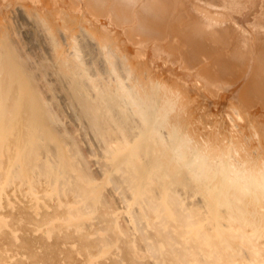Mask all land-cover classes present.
I'll return each instance as SVG.
<instances>
[{
	"label": "bare ground",
	"instance_id": "bare-ground-1",
	"mask_svg": "<svg viewBox=\"0 0 264 264\" xmlns=\"http://www.w3.org/2000/svg\"><path fill=\"white\" fill-rule=\"evenodd\" d=\"M0 264H264V0H0Z\"/></svg>",
	"mask_w": 264,
	"mask_h": 264
},
{
	"label": "rangeland",
	"instance_id": "rangeland-1",
	"mask_svg": "<svg viewBox=\"0 0 264 264\" xmlns=\"http://www.w3.org/2000/svg\"><path fill=\"white\" fill-rule=\"evenodd\" d=\"M9 210H10V209L8 208V210H7V211L9 212ZM6 213H7V212H6ZM6 243H8V244H9V241H6Z\"/></svg>",
	"mask_w": 264,
	"mask_h": 264
}]
</instances>
